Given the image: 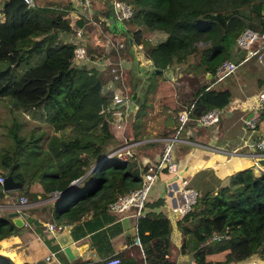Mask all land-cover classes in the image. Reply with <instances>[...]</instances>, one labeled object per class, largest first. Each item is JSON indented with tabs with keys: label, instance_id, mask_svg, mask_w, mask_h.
Returning a JSON list of instances; mask_svg holds the SVG:
<instances>
[{
	"label": "trees",
	"instance_id": "16d2710c",
	"mask_svg": "<svg viewBox=\"0 0 264 264\" xmlns=\"http://www.w3.org/2000/svg\"><path fill=\"white\" fill-rule=\"evenodd\" d=\"M121 2L132 8L128 26H120L123 43L127 46L130 39L132 46L145 47L148 41L141 34L143 29L162 34L149 56L155 53L154 63L167 64L175 75L198 69L211 82L219 64L233 57L236 38L244 29L264 32V0ZM56 7L33 4L26 8L22 0H0V102L10 115L4 125L5 144L0 147V175L21 184L18 195L27 204L60 193L53 214L60 221L56 224L64 225L88 212L95 218L109 212V203L140 186V169L136 152L133 160L125 162L109 156L120 140L110 124L112 115L104 112L110 103L109 94L102 92L110 79L108 68L98 71L72 62L76 44L56 37L59 32L73 33L69 27L72 8L69 2ZM73 10L78 17L75 27L84 38L94 27L86 24L79 8ZM83 43L87 54L114 61L112 52ZM237 52L242 58L243 52ZM202 80L193 94L191 118L221 109L229 98L226 91L205 90L209 82ZM263 83L257 78V89H264ZM261 120L264 105L257 124ZM26 123L35 125L24 130ZM128 165L137 168V173ZM77 180L78 185L68 189ZM33 184L38 192L32 190ZM188 184L196 199L177 222L179 252L190 255L194 264H264V168L258 176L250 168L237 171L226 182L202 170ZM6 194L12 192L0 186V203ZM151 204L147 199L136 221L141 253L133 249V264H169L170 223L160 212H146ZM26 211L23 208L18 213L25 221L29 219L24 216ZM5 213L0 211V242L24 229L16 228ZM0 264L14 263L0 254Z\"/></svg>",
	"mask_w": 264,
	"mask_h": 264
},
{
	"label": "crops",
	"instance_id": "0c3cea01",
	"mask_svg": "<svg viewBox=\"0 0 264 264\" xmlns=\"http://www.w3.org/2000/svg\"><path fill=\"white\" fill-rule=\"evenodd\" d=\"M95 1L98 2V7L90 9L92 20L95 22V25H92V27H94L93 30H95V32L98 30L97 32L100 35H103L105 39L109 41V44H111L110 33L119 34V28L112 30L111 27V24L116 25V22L112 20L109 12L111 0ZM71 7L81 9L79 6ZM84 14L86 13L83 12V15ZM94 16L97 18H93ZM111 20L114 23H110ZM105 30L109 31V33H105ZM91 33L92 31L84 36V42H90ZM56 37L68 42H73L70 33H58L56 34ZM143 37H146L148 41V35ZM163 37L164 36L162 35V38ZM113 43L123 44L121 39L115 40ZM102 44L100 47L98 46L99 49L103 51L105 50L104 53H111L109 51H112L113 47H108V42H105V46H102ZM140 47L141 46H132L133 54L138 62L137 67L151 66L153 69L158 70H164L165 68L172 69V67L167 64L164 67L158 65L160 62H156L155 64L153 56L148 55L147 58L143 57L142 52L139 51ZM111 55L115 58L114 54ZM119 55H123V59L121 60L124 66V71L127 72L130 77V74L133 71L131 63L132 59L130 61L125 58L124 52L122 54L121 51H119ZM250 62L256 63L251 60L243 65ZM256 65L257 67H255V69H252L249 67L250 65H247L244 69H240L237 73H234L235 78L231 82L225 80L218 84H212L211 81L207 85L205 90L219 92L226 91L228 93V103L221 108V110L227 113V116L221 119L217 124L205 128H198L192 123H189L187 128L182 130L178 136V141L173 147V160L176 163L177 170L181 174L182 179L186 182V185H189L188 183L193 176L202 170H210L219 180H221V182H223L229 175L237 171L255 167L256 159L259 157L257 156L258 152L253 144L257 138L262 136V133L258 132L256 128L247 132V129L242 126V121L251 115V113L245 108V99H249V102L253 101L254 95L262 90V88L257 89L256 79L262 78L264 80V53L262 62L260 64L256 63ZM172 72V79L167 80V83L171 84L182 77H186L183 74L175 75L173 69ZM147 74L148 72H145L139 76L140 83L143 81V78L147 77ZM187 74L189 75L190 73L188 72ZM155 77L158 78L154 80ZM195 77H199V74L195 73ZM154 78V87L155 84H157L158 88L153 94H150V97L153 98L152 101L149 102V99L146 98L148 105H151L149 106L151 107L150 109H153V111L156 110L157 105L159 104L157 99L160 102L163 101V98H161L163 94L159 95V91L166 83L164 82L163 84L162 82L161 84V80L164 78L160 75L154 76ZM186 78L189 79L188 77ZM129 79L131 80V77ZM205 79H208L206 78V75ZM198 82L196 81L195 84L193 82L194 86L189 91L191 95L194 94L195 90L198 88ZM149 84L142 93V100H138V103L133 102L134 105L139 107L142 102L145 101L143 95L147 91ZM102 92L108 94L105 90V86H103ZM166 92L172 94L173 97H175V94L177 93L173 90H168ZM147 95H149L148 91ZM194 99L195 98L192 96L191 98H184L183 101L175 103V106H177L175 118L172 115L171 104L166 101V103L170 104H167V107L169 108L164 109L154 122H148L147 120L145 125L148 123V126L152 127H148L146 130L142 129L141 132L138 130V125L136 124L137 119L134 121V124L127 129L124 128L122 134L113 130L120 140L117 147L122 145V140H125L132 153H137L135 161L136 167L139 169H142L144 166L155 161L160 155L163 140L171 136L175 130L177 125V114ZM162 105L166 104L163 103ZM170 115L172 116V119L170 118ZM167 118H170L171 120L169 125H165ZM130 120L131 117L128 118L127 122ZM259 170L261 172L263 169ZM162 176L163 179L158 178L152 186L148 196V202H152V204L146 206L145 210L146 212L149 211L151 214H157L160 212L169 220L170 233L166 256L168 263L189 264L192 260L191 256L179 252L181 235L177 227V222L180 219V216L172 213L170 210L171 196L173 193L171 194V191L168 188V183L173 179L168 174H163ZM76 185L78 184H72L68 189ZM31 188L34 192L39 191L38 186L35 184L31 185ZM59 195L60 193L52 198L48 195L46 198L42 199L37 197L39 199L37 202L28 204L26 202V204L2 202L6 197L4 196L1 200L0 207L2 208L0 211L6 212V215L11 212H16L17 216L23 221L22 227L24 229L23 231H19L16 235L10 236L0 242V254L7 256L14 264H100L102 259L113 253H116L124 264L134 263L133 249L136 247L141 253V247L139 244L137 245L134 243L137 238V218L133 215V208L128 209L122 214H114L110 211H106L96 218L92 216L91 212H88L81 216L78 221L70 223L62 222L66 226V229L63 232L49 234L44 230L45 225L49 223H57L59 221L55 219L53 214L55 209H53V207L56 205L55 203ZM79 203L80 201L78 200L73 203V205ZM16 206L19 207L17 208ZM23 208L25 210H27V208L29 209V211L24 213V216L29 218L28 220L31 221L30 223L27 222V219L25 221V219L18 214ZM35 224L38 225V228Z\"/></svg>",
	"mask_w": 264,
	"mask_h": 264
},
{
	"label": "built area",
	"instance_id": "2783aa9c",
	"mask_svg": "<svg viewBox=\"0 0 264 264\" xmlns=\"http://www.w3.org/2000/svg\"><path fill=\"white\" fill-rule=\"evenodd\" d=\"M72 1V0H71ZM80 2L79 7L82 9V13L86 16L87 24L95 25L94 21L90 19L91 11L89 6V0H76ZM26 8L33 6L31 0H22ZM110 15L114 22L121 23L122 20H129L132 16V8L121 1L111 0L110 2ZM89 17V19H88ZM92 18V17H91ZM78 20V17L77 19ZM69 25L73 28L72 40L76 44L73 50L72 62L78 65L85 64L88 69H95L98 71H104L108 68V74L110 79L105 83V90L110 96V103L105 107L104 112L112 115L111 125L113 129L121 133L124 131L128 118L133 114L132 107L133 99L132 95L126 94V86L122 79V73L124 66L122 60H110L108 57H94L86 52L85 44L83 43L81 29L75 27V21ZM236 47L243 52V57L237 61L232 62L228 60L222 61L216 68L213 75L212 84L221 83L231 78L235 71L244 63L248 61H254L260 64L263 60L264 53V32L257 34L249 29H244L236 38ZM122 43H115L112 51L119 59V51L123 49ZM196 99L192 100L187 106H185L181 112L177 114V125L171 136L163 140L162 151L158 158L150 164L140 169V186L127 192L124 195L118 196L114 201L107 205L108 211L114 214H122L128 209L133 208V215L138 218L143 215V207L148 199L152 186L155 184L159 175H170L172 181L168 183V188L171 191V207L172 213L184 216L187 214L194 204L196 199V192L187 187L186 182L182 179L181 174L177 170L176 163L173 160L172 150L175 143L178 141V136L181 131L187 128L189 123H192L195 127L205 128L217 124L221 119L227 116V113L221 109L209 110L196 118H191L190 114L195 104ZM246 110L251 115L248 118L243 119L242 126L247 130L255 129L258 122L259 111L264 105V89L257 92L254 95L253 101L249 102V99H245ZM122 145L114 149L109 156L115 155L121 161H131L134 159L133 153L129 148V145L125 140H122ZM258 152L259 158H264V135L255 140L253 144ZM255 166L257 164L255 163ZM94 168V167H93ZM3 179L0 178V183ZM19 204H25V200L20 198ZM66 229L65 225L49 223L45 225L44 230L49 234L61 233ZM218 238H215L217 240ZM135 244L138 243L136 238ZM52 256V254H51ZM100 264H124L116 253L109 255L101 260ZM189 264H194L191 260Z\"/></svg>",
	"mask_w": 264,
	"mask_h": 264
},
{
	"label": "rangeland",
	"instance_id": "374dc122",
	"mask_svg": "<svg viewBox=\"0 0 264 264\" xmlns=\"http://www.w3.org/2000/svg\"><path fill=\"white\" fill-rule=\"evenodd\" d=\"M31 1H32L33 4H35L37 6H42V5L48 6V5H53V4L56 5L57 4V7L56 8H58L60 6H64L68 1L71 2L70 3V6H79L80 5V2L79 1H76V0H72V1L71 0H31ZM114 1H121V0H114ZM89 6H90L89 7L90 9L91 8H95V7H98V2H96L95 0H89ZM71 8H72L71 9L72 11L71 10L69 11V24L71 22H73L74 20L77 19L76 12L73 10V7H71ZM93 18H97V17L94 16ZM88 19H89V17H88ZM90 19H92V18L90 17ZM0 21H2L1 12H0ZM86 24H87V19H86ZM119 24H122L123 26H126L127 27L128 26V20H122L121 23H119ZM69 27L72 28L71 25H69ZM90 31H92V33H91V36H90L89 45L92 48H99L100 45L103 43L102 44V46H103L105 44V42H108V44H109V41L107 39H105V37L103 35H100L97 32L98 30L95 32V30L91 29ZM107 32L109 33V31L105 30V33H107ZM69 33H70V35H72L73 34L72 33V30H70ZM60 34H62V33H60ZM141 34L143 36H146V35L149 36L148 37L149 38L148 39L149 42L147 43V45L145 47H140V49H139V51L142 52V56L145 57V58H147L148 55H150V50H151L152 46H154L157 42H159L162 39V34H160V33H157L156 34L155 32H150V31H148L146 29H143L141 31ZM110 35H111V39H112V40L110 39V41L112 43L109 44L108 47H113L114 46V43L113 42L115 40H120L121 39V41L123 42V36L121 34L110 33ZM144 38H146V37H144ZM146 40H147V38H146ZM123 46H124V48L120 50L121 53L123 54V52H124V55H125L124 57L127 58V59H129L131 61L132 57L129 56V55L127 56L126 53H125L127 51V46L124 43H123ZM102 48H104V47H102ZM238 50L239 49L236 47L234 49V51H233V57L232 58H229V59H226V60L232 61V62L239 61L241 59L240 55H242V54L240 52H237ZM109 52H112L114 54V56H115V59L114 60H121V59H123L122 58L123 55L122 56L119 55L120 58L119 59H116L117 58L116 54L113 51H111V50ZM152 55L154 57H157V55L155 53H153ZM238 58H240V59H238ZM33 62H36V59H34ZM250 64H251V62L248 63V64H245V65L240 66L235 73H237L240 69H242L245 66L250 65ZM188 72L190 73L189 75L187 74ZM195 73L196 74H199V77L196 78L195 77ZM181 74L185 75L189 79H187L186 77H182L181 79H178L177 81H175L174 83H171V84L170 83H167L166 82L167 80H164V79L161 80V84H162V82H163V84H164V82H166L161 87V89L159 91V95L163 94L162 97H161V98H163V101L160 102L157 99V102H159V104L157 105V108H156L155 111H153V109L152 110L150 109L151 107H149V106H151V105L150 104L148 105V102L146 100V98H147V99H149V102L152 101L153 98L150 97V94H153L154 91L158 88V85L157 84H155V87H154V80H153L152 83H150L149 86H148V88H147V91H148V94L149 95H147V91L143 95L144 100H145L143 102V105L142 106H139V107L137 105H133L130 108L131 110L133 109L134 112H133V114H131V120L126 123L125 128L127 129L129 126H131L132 124H134V121L136 119H137L136 124L138 125V130H140V132H141L142 129L146 130L148 127H152V126H148V123H147V125H145V122L147 120H148V122H154V120L156 118H158V116L163 112L164 109L169 108V107H167V104H169V103L171 104V105L170 104L169 105L172 107V110H171L172 111V115L175 118L176 113H177V110H176L177 109V106H175V103H177L178 101H183L184 98H189V97L191 98L193 96V94L191 95L189 91L192 89V87L194 86L195 82L196 81L197 82L199 81L198 82V84H199L201 81H203L202 79H205V76L203 75V73L200 70H198V69L197 70H187V71H183L182 70L181 71ZM129 78L130 77L128 76V73L125 72V71H123V73H122V79H123V82H124V84L126 86V91L125 92H126L127 95L130 96V95L133 94V91H131V88H130V81H129L130 79ZM234 78H235V74L231 78L227 79L226 81L231 82ZM207 80L208 79H205V82L206 83H207ZM156 82H159V81H156ZM193 82H194V84H193ZM208 82L210 83V80H208ZM168 90L169 91H172L173 90V91L177 92L175 94V97H173L172 94L167 93L166 91H168ZM168 94H169V96H168ZM167 96H168V98H167ZM166 101L169 102V103H166ZM161 103L162 104L165 103L166 105H162ZM227 103L228 102L226 100V103L225 104H227ZM137 110H138V112H137ZM138 114H139V116H138ZM171 117L172 116L170 115V118ZM170 118H167L165 125H169L171 123ZM9 120H10V115H9V113L7 111L6 106L3 103L0 102V147L5 144L4 137H3L4 136V125H7L9 123ZM32 125H35V124H33V123H31V124L26 123L25 126H24V130H27V129L31 128ZM256 125H257L256 130L258 132L262 133L261 135H264V120L259 121V123L256 124ZM42 130H44V129H42ZM247 132H249V130H247ZM42 147H43V145H42ZM161 151H162V149H161ZM173 152H174V149L172 150V154H173ZM134 166H135V163H134ZM134 166L128 165V169L131 172H133V173H137V170H136L137 168H135ZM0 178H1V175H0ZM158 178H160V179L162 178L163 179V176L162 175H159ZM169 178H171V177H169ZM225 182H226V179H225ZM19 191H20L19 189L18 190H13V191H11L12 192L11 195L6 194L5 195L6 197L2 200V202L3 201L4 202H9V203L15 202V204H16V203H19L20 198H23L25 200V197L23 195H18L19 194ZM55 195H56L55 193H52L49 196L52 198ZM25 202H26V200H25ZM16 207L18 208L19 206H16ZM1 208L2 207H0V209ZM54 208H56V205L53 207V209Z\"/></svg>",
	"mask_w": 264,
	"mask_h": 264
},
{
	"label": "water",
	"instance_id": "95a60500",
	"mask_svg": "<svg viewBox=\"0 0 264 264\" xmlns=\"http://www.w3.org/2000/svg\"><path fill=\"white\" fill-rule=\"evenodd\" d=\"M109 12H110V9H109ZM112 22L113 21L111 20L110 23ZM120 26L121 24L119 23H116V25L111 24L112 30L119 28L118 31H120L121 29ZM127 51H128V54L132 57L131 63H132V70H133L131 74L129 73L131 77V80H130L131 87L130 88H131V91H133V94L130 98L133 99L135 103L136 102L138 103V100L140 101L142 100L141 98L142 93L145 91V88L147 87V85L153 81L154 76L160 75L162 78L166 80H170L172 79L173 72L171 68H165L164 70H158V69H153L151 66L137 67L138 62L133 54L132 43L130 39L127 40ZM145 72H148L147 77L143 78V81L140 83L139 76H141V74ZM157 78L158 77H155L154 80ZM206 78H209L208 74H206ZM255 163L257 164V166L250 168V170L254 176H258L260 173L259 169L264 168V158H257ZM92 169H90L88 172H90ZM79 181L80 180L72 182L70 185L72 186V184H77ZM0 186L2 188V191L4 192L18 190L21 188V184L18 182H13L9 176L3 179V182L0 184ZM7 217L11 219V222L16 228H20L23 226V221L19 216H17L16 212L8 213Z\"/></svg>",
	"mask_w": 264,
	"mask_h": 264
}]
</instances>
